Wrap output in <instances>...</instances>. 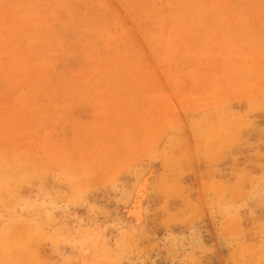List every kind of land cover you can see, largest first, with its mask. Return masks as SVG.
<instances>
[{
  "label": "rangeland",
  "instance_id": "rangeland-1",
  "mask_svg": "<svg viewBox=\"0 0 264 264\" xmlns=\"http://www.w3.org/2000/svg\"><path fill=\"white\" fill-rule=\"evenodd\" d=\"M0 264H264V0H0Z\"/></svg>",
  "mask_w": 264,
  "mask_h": 264
}]
</instances>
